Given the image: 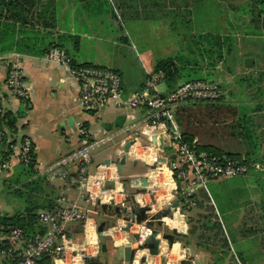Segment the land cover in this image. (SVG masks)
<instances>
[{
  "label": "crops",
  "instance_id": "0c3cea01",
  "mask_svg": "<svg viewBox=\"0 0 264 264\" xmlns=\"http://www.w3.org/2000/svg\"><path fill=\"white\" fill-rule=\"evenodd\" d=\"M255 9H259L256 0H40L37 12H41L43 17H49L48 14L52 13L55 19L53 34L51 28H40L38 25H34V28L39 36V47L49 44L52 38L58 40L60 36L74 65L110 68L118 72L122 79L123 100L139 92L149 75L163 74L153 69L158 60L166 58H182L187 67L198 65L201 68H198L197 77H209V81L215 85L219 82L223 94L229 97V89L234 91L235 88L236 92L239 90L237 77L264 72V53H259L263 56L259 67H256L255 59L248 56L250 51H261L262 45L258 40L260 37L264 39V11L258 12L259 19L256 20L253 19ZM25 11L31 19L36 14L34 8ZM146 13L161 14L159 19L164 21V27L153 32V45H145L140 54L133 41H136L137 33L146 30V27L140 29L142 20H146ZM179 18L187 28L186 39L180 37L178 32L177 37H168L174 34V28L177 29ZM134 23H139V27L136 28ZM210 34L221 38L227 35L235 37L237 44L234 51L237 54L232 53L228 57L231 69L226 65L228 58L225 44L221 46L219 41L215 47L217 52L222 51L221 60L216 59L217 56L212 58L209 54L210 46L204 39H200ZM69 36L78 37V43L66 38ZM15 56L19 57V67L27 89L25 98H15L5 84L8 64ZM44 56L18 53L0 55V106L5 112L17 117L14 130L9 131L10 147H0V161L2 151L9 150L0 174L5 178V185H12L15 179L37 181V185H34L37 198L44 205L51 201L53 207L50 209L76 202L81 209L91 212L93 227L96 229L91 239H84L83 225L76 223L69 228L72 241L76 243L71 246L73 254L75 249H84L90 255L97 252L96 256L100 260L104 259V262L100 261L101 264H141L142 257L147 258L146 264H179L188 257H192L196 264H237L236 261L240 264L264 263V257L261 262L253 258L255 250L251 248L252 243L259 238L264 240V193L260 189L264 179V99L257 98L258 93L254 88L249 92L253 100L250 97L244 104L249 110L247 117L257 132L256 138L251 139V147L256 149L250 152H257L253 165L259 169L252 168L246 176L240 177L238 183L225 189L220 188L217 197L211 195L206 186L196 188L193 207L182 209V204H179L178 208L183 210L180 223L177 221V211L172 221L162 220L167 223V231L183 228L180 237L175 238L170 247L159 237L157 256H149L147 249H144L136 252L131 263H126L118 260L122 257L120 250L125 247L132 249L134 241L130 246L125 244L131 234L137 233V229L132 227L130 234L116 229L119 223L121 227L125 225L120 221V213L115 212L118 208L116 203L124 200L125 195L136 194L142 189L135 181L147 179L150 168L130 155V149L124 152V146L129 143L130 134L139 128L146 133L150 132L147 136H141L143 142L149 137L152 141L155 130H147L142 126L146 119L143 109L130 110L110 103L99 112L84 110L79 102L76 81L66 73L63 66L45 61ZM249 58L252 64L246 66L245 61ZM178 59L174 62L180 65ZM184 82V77L165 80L164 76L157 84V92L167 94ZM160 85L162 89H159ZM258 86L264 92V85L260 83ZM80 128L85 130L91 142L99 143L92 149L90 173H95L99 166L111 179L107 183L109 190L103 194L102 199L95 198L92 201L87 194H79L76 186L68 179L56 178L50 181L45 173L79 147L77 131ZM24 139L30 140L35 156L32 177L25 175L23 165L16 160L17 149ZM238 145L241 148L236 152L244 156L248 150L246 142L240 139ZM164 152L169 153V149H164ZM123 156L125 163L134 166L141 163L146 171L141 173L128 170L122 177V170L118 171V162ZM70 175L75 177V168L71 169ZM136 199L141 203H149L145 193L136 194ZM103 205L106 206L105 210L101 208ZM22 206L23 201L17 207ZM50 209L42 208L38 214ZM100 224H103L102 236L97 232ZM250 242L251 247L248 245ZM86 243L90 244L86 246ZM103 244L106 245L104 253L101 251Z\"/></svg>",
  "mask_w": 264,
  "mask_h": 264
},
{
  "label": "built area",
  "instance_id": "2783aa9c",
  "mask_svg": "<svg viewBox=\"0 0 264 264\" xmlns=\"http://www.w3.org/2000/svg\"><path fill=\"white\" fill-rule=\"evenodd\" d=\"M44 60L63 66L66 73L76 81L79 89V102L84 110L99 112L110 103L130 110L143 109L146 112V119L142 126L147 130H155L153 137L156 142L154 144L150 137L146 142L141 141L142 135L147 136L150 133L142 131L141 128L130 134L128 138L130 155L144 162L150 168L146 179L148 183L144 187V193L148 196L149 203H141L136 199V194L141 192L127 194L124 200L116 203L121 215L120 221H123L125 225L124 217L129 215L130 208L135 206V203L141 207L149 208L150 211L146 213L149 216L169 207L173 201L179 198H182V209H189L195 205L193 195L196 188L205 187L208 182L213 180L243 177L252 168L259 169L257 165L235 163L225 157L220 158L198 152L196 140L192 143L183 140L175 121V112L180 106L188 103L217 102L221 95L217 85L202 80L188 81L167 94H160L157 92V84L161 82L164 75L151 74L139 92L133 93L123 100L122 79L115 70L90 65H74L67 52L60 48L50 49L45 54ZM5 81L8 91L15 98L26 97L27 89L19 67V57L15 56L8 64ZM4 114L5 110L0 106V147L2 148H6L10 144V132L4 124ZM77 132L79 147L47 169L46 176L50 181L56 178L68 179L76 186L79 194H87L92 201L95 198L102 199L103 194L109 190L107 183L111 179L103 173L104 169L98 168L99 166L96 167L95 173L91 174L89 171L93 164L91 151L99 143L91 142L83 128ZM162 145H167L169 153L165 154L164 149H161ZM172 148L175 150V158L170 161L172 155L170 149ZM31 156L32 144L29 139H24L17 149L16 160L20 164L28 166L32 160ZM167 162L170 163L167 164ZM72 168L76 169L75 177L70 175ZM113 168L116 171V168ZM177 183L180 184L179 189ZM131 198L133 201L130 200ZM112 200L110 199L111 202ZM90 213L81 209L76 202L66 207L59 206L41 212L37 217V228L31 236H28L23 228L0 225L2 264H40L44 257L49 258L50 264H79V262L83 264L84 260L95 257L97 252L95 255H90L84 249H75L73 254L74 250L71 246L76 243L74 244L72 241L69 228L76 223L83 225L84 239L86 241L91 239L96 229L93 227ZM166 219L172 221V219ZM164 223L167 225L166 222ZM123 227L119 223L116 229L122 231ZM132 227L137 229L135 234L140 235L138 242L134 241L132 249H135L144 243L146 237L151 235L152 229L145 228L144 224H134ZM175 229L184 231L183 228ZM130 238L127 239L125 246L132 244L133 240L130 242ZM89 244L86 243V246ZM236 263L240 264L237 261Z\"/></svg>",
  "mask_w": 264,
  "mask_h": 264
},
{
  "label": "trees",
  "instance_id": "16d2710c",
  "mask_svg": "<svg viewBox=\"0 0 264 264\" xmlns=\"http://www.w3.org/2000/svg\"><path fill=\"white\" fill-rule=\"evenodd\" d=\"M25 7L27 9H25ZM39 7L40 0H0V55L18 53L43 56L52 48L65 50V44L60 36L58 40L52 38L49 44L45 46H38L39 36L35 33L34 25H38L40 28H51V34H53V26L55 25V19L52 16L53 14L49 13V17H43L41 12H37ZM32 8L35 9L36 14L31 19L28 18L25 10L29 11ZM31 21H33V23ZM66 38H70L75 44H77L79 40L76 36H69ZM200 39H204L205 43L210 46L209 54L212 58L214 56H217L216 59L221 58L222 60L223 58L222 51L217 52L218 49L215 50L219 41H221V46L222 44L226 45V58L236 52L234 51L237 44L236 39L231 35L221 38L210 34L204 35L200 37ZM206 52L208 53V51ZM177 59L178 58L174 60ZM174 60H171V58L158 60L154 66V72H162L165 76V80L184 77L186 82L196 80L210 82L209 77H197L199 76L198 68H201L198 67V65L193 64L187 67L184 65L185 61L182 58L178 59L181 64L177 65ZM212 68H214V65H212ZM260 83L264 85V72L257 75L250 74L237 77L236 84L239 90L236 92L235 88L234 91L233 89H229L228 96L230 101L221 103L220 100L222 97L220 96L215 103H188L180 106L176 111L175 120L180 129L183 140L188 143H192L196 140V150L198 152H204L220 158L225 157L235 163H255L256 158L254 157L257 152H250V150L256 149V147H251V139L256 138L257 132L255 128L253 129L254 126L251 125V120L247 117L249 110L244 103L251 97V94L249 93L251 88H254L255 92L258 93L257 98L264 99V92L261 87L258 86ZM255 85L257 86L255 87ZM252 98L254 97L252 96L251 99ZM197 105H201V107H197ZM220 111H223L222 113L224 116L227 115L226 118L228 117L229 121L220 123L217 120H213L212 124L218 125L217 123H220L223 126H226L224 128L229 130L227 136L230 139H243L246 142V147L248 149L244 156L236 151H227L217 144H211L212 142L209 140L214 139V134H211V139H205L209 134V131L206 129V123L208 120H212L213 116L219 115L218 113ZM16 118V116L9 114L8 112H5L4 114L3 121L10 132L15 128ZM9 146L10 144L7 147ZM8 153L9 150L6 152L2 151L3 155L0 165L7 161ZM31 157V163L28 166L23 165L25 175H28V177L29 175L32 177L35 166V156L33 152ZM34 185H37V181L27 180L26 178L22 180L15 179L12 185L7 184V188L11 189L12 193L23 201V206L22 208H17L11 215H0V225L6 227H20L26 231L28 236L33 235L37 228L36 222L38 212L42 208L50 209L53 207L51 201H47L48 203L45 205L40 204V200L37 198L38 193L35 192L37 189ZM40 264H50L49 258L44 257Z\"/></svg>",
  "mask_w": 264,
  "mask_h": 264
},
{
  "label": "rangeland",
  "instance_id": "374dc122",
  "mask_svg": "<svg viewBox=\"0 0 264 264\" xmlns=\"http://www.w3.org/2000/svg\"><path fill=\"white\" fill-rule=\"evenodd\" d=\"M257 4L259 6V9H255L254 10V18L258 20V12L260 11H264V1L263 0H256ZM161 17V14L156 15V13L152 14V15H148L146 13V15L144 16V18H146V20H142L143 22L141 23L140 29H144V27H146V30L144 31V33H137L135 35L136 41H133L134 44H136V47L138 49V52H140V54L143 53V47L145 45H153L154 43V35L153 32L156 30H161L164 27V24L161 19H159ZM116 19V18H115ZM178 25H177V29L174 28V34L168 37H177L176 32L179 33L180 37H184L185 39L187 38V28L185 26V23H182L181 19H177ZM106 25H110V24H104ZM135 27L138 28L139 23H134ZM112 26V25H110ZM143 31V30H142ZM258 42L260 43V45H262V49L261 51L257 52V51H250V53H248V56L251 57L252 59H255L256 61V67H259L258 64L260 63L261 59H262V55H259V53L261 52L264 53V39H261V37L259 38ZM237 52H234V55H236ZM250 59V58H249ZM228 64H226L228 66V68H232L231 65V61L228 58ZM226 65H224L226 67ZM218 87L221 89L222 92V99L220 100L221 103L226 102L229 97H227V95L225 96L223 94V90L221 87V84L218 82ZM163 86L160 85L159 89H162ZM201 107V105H197V107ZM179 109V108H178ZM177 109V110H178ZM223 111H220L216 116H213L212 120H208V122L206 123L207 125V130L209 131L208 135L205 137V139L209 140L211 139V134H214L212 140H209L210 142H212L211 144L214 143L219 145L220 147H223L225 150L227 151H236L237 149H240V145H238V142L240 139H230L228 138V134H229V130L225 129L222 124L223 122H228L229 118L226 116H224V114L222 113ZM216 114V113H214ZM213 120H217L220 123H217L218 125H214ZM237 145V146H236ZM91 156H92V151H91ZM5 166V164H1L0 168L2 169ZM128 170H131L133 172H141L143 170L146 171V168L144 167V165H142L141 163H137L135 166L129 162H126L125 165L123 166L122 171L120 172V175L123 177V175L126 174V172ZM3 174H0V215L3 214H8L11 215L15 212V210L18 208L17 206L21 204V201L19 198H17L15 196V194L12 193L11 189L7 188V185H5V183L3 182V180L5 179L3 176ZM239 179H241L240 177L237 178H233V179H218V180H213L207 183L206 187L207 190L209 191V193L211 195H218L219 193V189H225L227 187L232 186V184L238 183ZM260 189L262 190V192L264 193V179L262 180V182L260 183ZM264 205V204H263ZM241 215V218H243ZM246 220V219H245ZM253 246L251 247V242L248 244L249 247H251L253 250H255V254H252L253 258L259 262H261V258L264 257V240H262L261 238H259V240L257 242H253L252 243ZM3 259L0 257V264H2ZM101 262H104V259L101 258L100 260ZM264 264V263H263Z\"/></svg>",
  "mask_w": 264,
  "mask_h": 264
},
{
  "label": "water",
  "instance_id": "95a60500",
  "mask_svg": "<svg viewBox=\"0 0 264 264\" xmlns=\"http://www.w3.org/2000/svg\"><path fill=\"white\" fill-rule=\"evenodd\" d=\"M246 66H251L252 61L251 59H247L245 61ZM156 142V139H152V143L154 144ZM130 148V143H127L124 146V152H128ZM167 145H162L161 149H166ZM171 156H170V161H172L175 158V150L172 148L170 149ZM170 162H167L169 164ZM106 165L108 162L105 163ZM125 164V157L123 156L119 162H118V171L122 170L123 165ZM135 184L140 185L142 187L141 190L138 192L144 193L145 190L143 189L144 187L147 186L146 178L138 179L135 181ZM177 188H180V184L177 183ZM137 192V193H138ZM154 200V198H152ZM130 200L133 201L131 198ZM182 202V198L176 199L171 203V205L161 211H158L157 213H154L153 215L149 216L146 214L147 212L150 211L149 208H144L139 206L138 204L135 203V206H132L129 211V215L124 217V221L126 222V225L122 228L123 232H129L130 228L132 225H140L144 224L145 228L152 229L151 235L146 237L144 239V243L142 245L137 246L135 249H131L130 247H125L122 250H120L122 257L118 258L119 261H123L126 263H131L134 255L138 251H142L144 249H147L148 255L149 256H157L158 255V250H159V237H161L163 240L167 242V245L170 247L174 241L175 238L180 237L181 233L183 232L182 230L178 231L176 229H171L170 231H167V225L162 221L163 219H173V214L177 211L178 216L177 220H181V216H183V210L179 209V203ZM102 210L106 209V206H101ZM116 213H120L119 209H115ZM102 231H103V224H100L97 228V232L99 236H102ZM140 235L138 234H132L131 238L129 241L131 242L132 240L135 242H138ZM101 251L104 253L106 252V245H101ZM141 264H146L147 263V258L142 257L140 259ZM164 263V262H163ZM83 264H100V259L99 257H91L89 259L84 260ZM179 264H196L193 260L192 257L185 258L183 261H180Z\"/></svg>",
  "mask_w": 264,
  "mask_h": 264
},
{
  "label": "bare ground",
  "instance_id": "6f19581e",
  "mask_svg": "<svg viewBox=\"0 0 264 264\" xmlns=\"http://www.w3.org/2000/svg\"><path fill=\"white\" fill-rule=\"evenodd\" d=\"M167 221H169V220H167ZM178 221V223H180V220H177Z\"/></svg>",
  "mask_w": 264,
  "mask_h": 264
}]
</instances>
